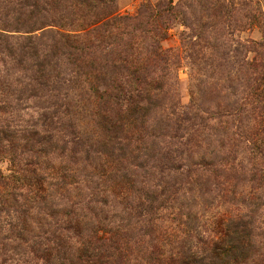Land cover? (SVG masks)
<instances>
[{
  "label": "trees",
  "instance_id": "1",
  "mask_svg": "<svg viewBox=\"0 0 264 264\" xmlns=\"http://www.w3.org/2000/svg\"><path fill=\"white\" fill-rule=\"evenodd\" d=\"M116 1L0 2V65H11L0 70V165L10 164L6 174L0 166V264H264V170L248 199L237 198L238 185L227 189L235 168L218 167L213 145L223 137L208 121L218 118L182 106L141 68L130 37L148 9L120 16ZM245 66L264 81L258 60ZM151 169L157 183L146 188L138 176ZM193 173L217 176L218 192L243 209L210 228L176 217Z\"/></svg>",
  "mask_w": 264,
  "mask_h": 264
},
{
  "label": "rangeland",
  "instance_id": "2",
  "mask_svg": "<svg viewBox=\"0 0 264 264\" xmlns=\"http://www.w3.org/2000/svg\"><path fill=\"white\" fill-rule=\"evenodd\" d=\"M215 4L221 6L219 12L211 10ZM171 6L174 9L163 14ZM147 9V13L158 9L162 13L154 16L145 13L140 31L130 37L139 45L136 57L141 68L150 67L151 76L155 72L158 81L176 95L182 106L195 105V109L201 107L202 113L203 109L208 110L206 116L218 118L208 120L220 125L214 131L223 137L222 142L213 145L217 164L219 169L234 167L230 173L236 176L226 180L225 186L230 189L238 185L237 191L244 193H237V198L248 199L255 189L251 183L255 170H264V81H254L256 75L245 64L258 60L264 65V0H117L114 11L120 16L134 17ZM5 12L7 9L0 6V20ZM8 62L0 65V70H8L11 67ZM254 86L258 90L256 94L252 90ZM203 93L205 100L201 98ZM73 94L76 97L77 93ZM41 111L33 102L27 109L34 116ZM76 118L79 129L84 130L86 122ZM205 135V132L201 134V139ZM170 138L157 141L165 147ZM257 146L259 155L253 149ZM194 151L195 148L193 154ZM195 158L193 155V169L197 167ZM178 163L187 169L186 161L178 160ZM0 166L8 173L10 164L6 160ZM151 170V175L139 173L138 176L146 188L157 183L158 170ZM216 178L211 173H193L192 190L184 189L176 195L179 200L174 211L176 217L185 221V214L189 213L201 227L210 228L214 217L225 218L235 209H243L241 203H229V197L223 196L225 191L218 192ZM163 227L171 230L175 226L166 221Z\"/></svg>",
  "mask_w": 264,
  "mask_h": 264
}]
</instances>
